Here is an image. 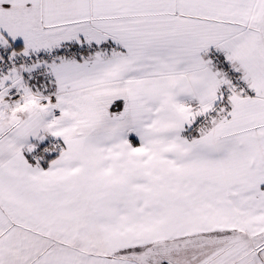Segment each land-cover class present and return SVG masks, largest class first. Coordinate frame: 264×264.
Wrapping results in <instances>:
<instances>
[{
	"label": "snow or ice",
	"instance_id": "obj_1",
	"mask_svg": "<svg viewBox=\"0 0 264 264\" xmlns=\"http://www.w3.org/2000/svg\"><path fill=\"white\" fill-rule=\"evenodd\" d=\"M0 264H264V0H0Z\"/></svg>",
	"mask_w": 264,
	"mask_h": 264
}]
</instances>
